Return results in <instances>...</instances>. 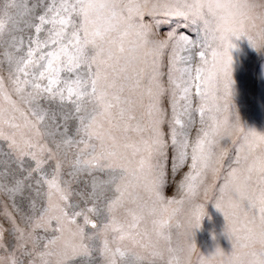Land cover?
Wrapping results in <instances>:
<instances>
[{"label":"snow or ice","instance_id":"6c2138e0","mask_svg":"<svg viewBox=\"0 0 264 264\" xmlns=\"http://www.w3.org/2000/svg\"><path fill=\"white\" fill-rule=\"evenodd\" d=\"M254 8L264 4L0 8V264H178L182 236L198 251L213 198L235 234L230 208L255 207L246 188L261 156L249 157L264 143L234 103V40L264 51ZM255 183L264 198V175Z\"/></svg>","mask_w":264,"mask_h":264},{"label":"rangeland","instance_id":"374dc122","mask_svg":"<svg viewBox=\"0 0 264 264\" xmlns=\"http://www.w3.org/2000/svg\"><path fill=\"white\" fill-rule=\"evenodd\" d=\"M6 3L8 0H0V8ZM163 30L167 31L168 26H164ZM234 43L235 106L247 127L264 132V51L252 48L246 38L234 40ZM168 195H171V190ZM4 199L6 198L0 197V200ZM205 207L207 214L203 217L201 226L194 230L195 245L205 256L213 253L217 245L226 253L231 252V241L224 233L226 221L215 207V198L209 200ZM5 227L7 228L6 222ZM8 242L13 243V240L9 239Z\"/></svg>","mask_w":264,"mask_h":264},{"label":"clouds","instance_id":"9594fccd","mask_svg":"<svg viewBox=\"0 0 264 264\" xmlns=\"http://www.w3.org/2000/svg\"><path fill=\"white\" fill-rule=\"evenodd\" d=\"M253 4H264V0H229V6L233 10L244 9L247 11ZM252 11L262 12L264 9L254 8ZM231 134L235 137L239 135V132L233 129ZM255 156H261V161L257 163V167L261 171L254 170L252 172L253 180L248 183L246 188V194L251 197L252 201H255V207L248 200L239 201V198H236L239 206L230 208L233 213L232 227L236 229L235 234L232 236L226 231L227 221L225 220L224 233L231 241L232 251L226 253L217 245L213 253L205 256L201 254L198 247V251H193L190 238L182 236L175 246L174 254L178 258V264H198V257L207 258L209 264H264V219L261 218L259 213L260 208L264 207V198L260 196V189L256 187L255 183L259 176L264 175V143L259 145L256 152L249 159H254ZM209 177L214 179L212 173H209ZM190 207L191 204L186 205L185 210L181 213V218L185 221L186 226L190 220ZM246 211L248 212L247 216L245 215ZM206 214L205 207L204 216ZM203 217L197 228L201 226ZM237 237H239V243L234 245ZM218 248L222 254H217Z\"/></svg>","mask_w":264,"mask_h":264}]
</instances>
